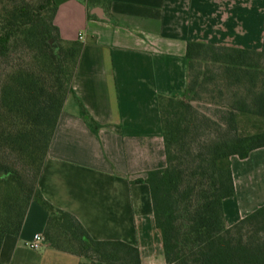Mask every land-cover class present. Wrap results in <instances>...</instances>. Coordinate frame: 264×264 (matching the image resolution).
I'll list each match as a JSON object with an SVG mask.
<instances>
[{"label": "trees", "instance_id": "obj_1", "mask_svg": "<svg viewBox=\"0 0 264 264\" xmlns=\"http://www.w3.org/2000/svg\"><path fill=\"white\" fill-rule=\"evenodd\" d=\"M58 8L56 0H0V253L36 201L49 213L46 241L80 264H143L139 247L93 238L39 188L83 50L63 39ZM186 56V91L159 97L167 164L143 180L166 264H264V205L228 226L223 204L236 194L232 157L264 147L263 126L241 131L244 115L264 120V43L255 51L190 41Z\"/></svg>", "mask_w": 264, "mask_h": 264}, {"label": "crops", "instance_id": "obj_2", "mask_svg": "<svg viewBox=\"0 0 264 264\" xmlns=\"http://www.w3.org/2000/svg\"><path fill=\"white\" fill-rule=\"evenodd\" d=\"M56 1L63 39L82 42L83 50L39 188L93 238L139 247L143 264H166L143 181L167 164L159 97L186 91L190 41L262 50L264 0ZM232 168L236 194L223 202L228 226L264 205V147L233 156ZM48 219L33 201L21 233L5 237L0 264L84 261L47 241L40 250L28 245L44 235Z\"/></svg>", "mask_w": 264, "mask_h": 264}, {"label": "rangeland", "instance_id": "obj_3", "mask_svg": "<svg viewBox=\"0 0 264 264\" xmlns=\"http://www.w3.org/2000/svg\"><path fill=\"white\" fill-rule=\"evenodd\" d=\"M204 93L209 94L210 91H206ZM194 103L197 104L198 106H201L203 104L202 101H199V100L194 101ZM208 104H211L212 107L210 108H214V109L216 108V106L212 105V103H208ZM259 126L264 127V120L262 118L255 116V115H249V116L244 115L241 117L242 133L255 132Z\"/></svg>", "mask_w": 264, "mask_h": 264}, {"label": "built area", "instance_id": "obj_4", "mask_svg": "<svg viewBox=\"0 0 264 264\" xmlns=\"http://www.w3.org/2000/svg\"><path fill=\"white\" fill-rule=\"evenodd\" d=\"M46 241L43 234H37L35 237L28 242V245L36 250H40L43 247V243Z\"/></svg>", "mask_w": 264, "mask_h": 264}, {"label": "water", "instance_id": "obj_5", "mask_svg": "<svg viewBox=\"0 0 264 264\" xmlns=\"http://www.w3.org/2000/svg\"><path fill=\"white\" fill-rule=\"evenodd\" d=\"M93 13L97 14L100 17H103V15H101L103 13V8H101V7H95L93 9Z\"/></svg>", "mask_w": 264, "mask_h": 264}]
</instances>
